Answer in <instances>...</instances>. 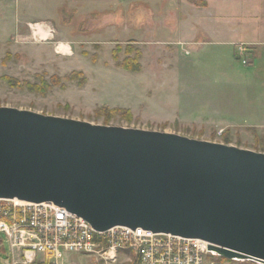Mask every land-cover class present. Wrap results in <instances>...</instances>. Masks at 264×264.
Returning <instances> with one entry per match:
<instances>
[{
	"label": "rangeland",
	"instance_id": "obj_1",
	"mask_svg": "<svg viewBox=\"0 0 264 264\" xmlns=\"http://www.w3.org/2000/svg\"><path fill=\"white\" fill-rule=\"evenodd\" d=\"M206 2L207 11L187 0H0V106L95 124L106 122L102 107H121L132 119L115 114L107 124L264 152V68L263 76L246 77L255 65L240 39V0ZM210 10L216 19L208 22ZM37 23L51 36L34 35L31 24ZM203 23L209 24L206 33L200 32ZM229 39L231 45L215 43ZM59 43L69 48L59 52ZM136 49L140 71L116 64ZM72 72L80 74L64 79ZM42 80L46 89L29 86ZM64 260L105 264L83 254ZM0 264H10L4 233ZM110 264L127 263L118 255Z\"/></svg>",
	"mask_w": 264,
	"mask_h": 264
},
{
	"label": "water",
	"instance_id": "obj_2",
	"mask_svg": "<svg viewBox=\"0 0 264 264\" xmlns=\"http://www.w3.org/2000/svg\"><path fill=\"white\" fill-rule=\"evenodd\" d=\"M0 198L51 202L97 231L143 228L264 264V152L0 106Z\"/></svg>",
	"mask_w": 264,
	"mask_h": 264
},
{
	"label": "built area",
	"instance_id": "obj_3",
	"mask_svg": "<svg viewBox=\"0 0 264 264\" xmlns=\"http://www.w3.org/2000/svg\"><path fill=\"white\" fill-rule=\"evenodd\" d=\"M0 233L9 245L10 264H74L64 260L71 254L97 256L105 264L116 262L118 255L127 264L219 263L207 241L140 227L97 231L84 218L51 202L0 198Z\"/></svg>",
	"mask_w": 264,
	"mask_h": 264
},
{
	"label": "crops",
	"instance_id": "obj_4",
	"mask_svg": "<svg viewBox=\"0 0 264 264\" xmlns=\"http://www.w3.org/2000/svg\"><path fill=\"white\" fill-rule=\"evenodd\" d=\"M211 3L207 2V5L203 8V10H209ZM240 9H242L241 15L244 20H242V27H241V43L245 44L250 51L254 53V59H252L253 70L250 72V75H246V77H250L251 75H256L255 73L261 72L264 68V0H240ZM209 21L216 19L215 13L213 11L208 12ZM202 31L200 32H208L210 30L209 24H202ZM207 35V34H206ZM234 37V36H232ZM231 39V38H230ZM230 39L226 42L218 41L215 43H224L230 44ZM65 44V43H59ZM58 44V45H59ZM57 45V50L58 49ZM60 52V51H59ZM263 76V75H262ZM254 100H249L248 103L254 104ZM249 107V105H248ZM250 108V107H249Z\"/></svg>",
	"mask_w": 264,
	"mask_h": 264
},
{
	"label": "trees",
	"instance_id": "obj_5",
	"mask_svg": "<svg viewBox=\"0 0 264 264\" xmlns=\"http://www.w3.org/2000/svg\"><path fill=\"white\" fill-rule=\"evenodd\" d=\"M187 1L189 3L197 6V7H205L206 4H207L206 0H187ZM119 48L120 47H118V49ZM127 51L129 52V48L127 49V47H126V52ZM135 52H136L135 55H133V56H129L128 55V56H126L124 58L123 61L118 62L116 64L119 67H122V68H124V69H126L128 71H133V72L140 71L141 70V64L139 62V59L141 57V52H140L139 49H136ZM92 59H95V56H93ZM77 74H80V73L72 72L69 77L66 76L64 79H66V80L67 79H70L72 75H77ZM4 78L5 79H8V80H12L11 78L6 77V76ZM52 80H53V84H57V81L56 80H58V77L52 76ZM29 86L32 87L34 90L41 91L42 89H46V87L48 85H46V82L42 80V82L39 85L29 84ZM100 110H103L102 112L107 113V114H105L106 117H107L105 124H107V121H108L109 117L112 116V115H115V114H117V115H119V116H121V117H123V118H125L127 120H131L132 119V113H131V111L129 109H126V108L114 107V108L110 109L107 106H104ZM219 259L221 261H232V259H227V258H225L223 256H220ZM249 263L256 264V262H254V261H249Z\"/></svg>",
	"mask_w": 264,
	"mask_h": 264
},
{
	"label": "bare ground",
	"instance_id": "obj_6",
	"mask_svg": "<svg viewBox=\"0 0 264 264\" xmlns=\"http://www.w3.org/2000/svg\"><path fill=\"white\" fill-rule=\"evenodd\" d=\"M31 28L33 29V34L38 36L40 39H47L51 36L50 30L46 29L43 24H31ZM58 48L63 51L65 48L68 49L69 47L66 44H59Z\"/></svg>",
	"mask_w": 264,
	"mask_h": 264
}]
</instances>
